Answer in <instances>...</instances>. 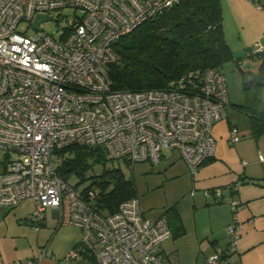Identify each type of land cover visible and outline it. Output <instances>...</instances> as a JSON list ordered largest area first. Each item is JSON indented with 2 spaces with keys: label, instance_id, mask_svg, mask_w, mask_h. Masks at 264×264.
<instances>
[{
  "label": "built area",
  "instance_id": "2783aa9c",
  "mask_svg": "<svg viewBox=\"0 0 264 264\" xmlns=\"http://www.w3.org/2000/svg\"><path fill=\"white\" fill-rule=\"evenodd\" d=\"M179 1L0 0V206L32 199L29 221L36 229L47 209H58L61 223L81 230V246L96 264H165L158 248L170 228L163 216L145 217L138 196L112 214L95 210L94 189L83 194L59 177L55 150L100 146L109 159L125 160L131 169L139 162L158 164L168 150L194 175L214 157L213 127L227 116L228 88L215 68L189 71L164 88L111 86L107 68L119 60L112 45ZM64 9H72L71 22L54 33L41 29ZM37 15L45 19L36 29ZM262 52L258 41L247 53ZM228 139L239 140L236 127ZM230 204L235 213L237 203ZM240 228L234 217L226 248L208 256L207 264H230ZM46 251L39 248L28 264H39ZM78 254L71 249L64 264Z\"/></svg>",
  "mask_w": 264,
  "mask_h": 264
},
{
  "label": "crops",
  "instance_id": "0c3cea01",
  "mask_svg": "<svg viewBox=\"0 0 264 264\" xmlns=\"http://www.w3.org/2000/svg\"><path fill=\"white\" fill-rule=\"evenodd\" d=\"M220 1L224 38L230 50L235 54L258 41L264 45V6L258 10V22L251 25L258 27L254 29L255 38L234 40L236 23L243 20L241 9L244 5L251 7L252 1ZM226 83L227 116L213 127V158L192 175L176 152H164L158 164L146 162L147 168L140 175L142 183L131 176L144 216L167 220L171 235L158 248L165 264H207L208 256L226 248L227 226L234 217L241 228L235 251L229 256L230 264H264V133L256 134L249 116L237 107L245 101L243 93ZM260 97L264 105V85ZM232 126L238 131L237 142L228 139ZM230 201L237 203L235 213ZM33 207L29 198L14 207L0 206V264H28L42 247L47 251L39 264H64L71 249L79 254L68 264H96L81 246L79 228L61 223L59 210L49 208L36 229L29 221Z\"/></svg>",
  "mask_w": 264,
  "mask_h": 264
},
{
  "label": "trees",
  "instance_id": "16d2710c",
  "mask_svg": "<svg viewBox=\"0 0 264 264\" xmlns=\"http://www.w3.org/2000/svg\"><path fill=\"white\" fill-rule=\"evenodd\" d=\"M112 48L119 60L107 71L116 90L164 88L189 71L219 70L227 61L238 63L224 38L220 0H180L121 36ZM248 51L245 56L260 57L261 61L255 71H243L245 101L237 107L249 116L254 132L261 134L264 52L248 55ZM54 153L61 159L57 173L69 183L72 176L83 181L88 168L101 166L100 174L91 176L92 183L81 189L83 194L88 189L96 191L90 205L100 213L112 214L122 201L137 196L133 179L124 175L119 163H114L117 159H109L102 147L71 144Z\"/></svg>",
  "mask_w": 264,
  "mask_h": 264
},
{
  "label": "rangeland",
  "instance_id": "374dc122",
  "mask_svg": "<svg viewBox=\"0 0 264 264\" xmlns=\"http://www.w3.org/2000/svg\"><path fill=\"white\" fill-rule=\"evenodd\" d=\"M260 5L264 6V1L262 2L261 0L258 1ZM221 4V1H220ZM223 5H221L222 8ZM242 13V19L239 20L236 23V28L232 32V37L233 39H243L245 36L249 38H255V28H258L257 26L251 27L253 23L258 22V17H259V11L255 6V2H252V6L248 7L244 5V8L241 9ZM61 16L57 18V20H48L45 22H42L41 24V29L48 32V33H54L56 27H62L65 24L71 22V20L74 17V13L72 9H64L61 12ZM225 18H224V12L222 10V24L224 23ZM26 27L24 23L19 24V30H23ZM253 48V44L248 47L244 48L241 50V52H235L233 55L238 58V63L236 64L235 62L232 61H227L225 62L219 69L221 74L225 77V81L227 80L228 82V87H231L235 92H240L242 93V74L243 71L248 72V69H252L255 71L257 69L256 67L260 64V57L259 59H256L255 57H249V56H244L246 53L245 51ZM246 49V50H245ZM244 72V73H245ZM227 84V83H226ZM242 118L244 120H247V116L245 114H241ZM166 153L170 152L168 150H165ZM16 154L13 155V158H15ZM52 159L55 163V166L57 167L60 164V158L58 154L53 153L52 154ZM114 163H119L120 168L124 175L126 177H130L133 175L134 178H136V183L140 184L142 183V179L140 178V175L143 173L142 171L147 168V163L146 162H139L134 164L133 169L131 167L127 166L122 162V160H117ZM101 172V166L100 165H95L94 168H88L85 171L84 174V180L80 181V178L76 176H72L70 178V184L71 185H76L77 189H83L84 187H87L92 183V177L91 176H97Z\"/></svg>",
  "mask_w": 264,
  "mask_h": 264
},
{
  "label": "water",
  "instance_id": "95a60500",
  "mask_svg": "<svg viewBox=\"0 0 264 264\" xmlns=\"http://www.w3.org/2000/svg\"><path fill=\"white\" fill-rule=\"evenodd\" d=\"M45 19L44 15H37L34 20V27L37 29L38 28V23L42 20Z\"/></svg>",
  "mask_w": 264,
  "mask_h": 264
}]
</instances>
